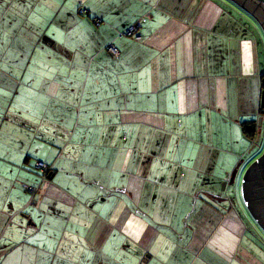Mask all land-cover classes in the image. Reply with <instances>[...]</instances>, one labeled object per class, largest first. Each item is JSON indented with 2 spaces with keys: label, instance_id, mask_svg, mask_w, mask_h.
I'll return each mask as SVG.
<instances>
[{
  "label": "crops",
  "instance_id": "1",
  "mask_svg": "<svg viewBox=\"0 0 264 264\" xmlns=\"http://www.w3.org/2000/svg\"><path fill=\"white\" fill-rule=\"evenodd\" d=\"M27 1L6 9L28 21ZM41 12L42 26L9 24L5 48L29 51L42 35L41 91L28 69L36 46L23 68L3 55L0 28V145L4 125L17 141L18 97L46 98L36 110L61 130L16 142L32 156H0V264H264L232 205L246 130L264 120L258 23L231 0H47ZM134 23L137 37L119 36ZM28 71L33 86L12 91Z\"/></svg>",
  "mask_w": 264,
  "mask_h": 264
},
{
  "label": "rangeland",
  "instance_id": "2",
  "mask_svg": "<svg viewBox=\"0 0 264 264\" xmlns=\"http://www.w3.org/2000/svg\"><path fill=\"white\" fill-rule=\"evenodd\" d=\"M19 1L21 0H16V1L14 0V3H13V0H3L2 2V6H1L2 9L0 10V28L3 31L2 33L3 41L6 43L3 47L2 52H3V55L6 57H11V58L15 57L21 60V62H23L22 67L24 68L27 65V62L29 61L28 59L31 57L33 53L32 47L36 46L37 50L35 54L33 55L34 60L30 62L28 69L31 70L32 72L31 75L33 76L35 75L36 77H38L37 81L35 83L30 81V77H28L29 75H27L28 73L30 74V71H28L24 77L19 75L18 78L12 82V85H13L12 91H15L16 89H19L20 91H22L23 89H29L32 83L34 85V86L32 85L34 89L41 91L42 89H44V84H45L41 77L44 72L45 73L48 72L47 70L48 64L43 58L44 54L42 53L43 52L42 48L46 47L45 42L42 40V35L36 34L35 40H34L35 45L29 46V51H27L25 48L16 49L14 46H13V50H9V51H5V48L9 45V40H10L9 38H10V35H12L9 29H7V27H9V24H12V27H20L22 23L26 25H31L30 23H33L35 26H42V24H44V18H43V14L41 10H43V6L46 5L47 0H28L27 1V10L34 11L33 17L32 18L30 17L28 21H26L25 19L26 18L25 11H23V13L21 12L15 13L14 10L6 9L8 5H12L14 9L18 8L19 6L18 4H20ZM23 32L24 33L17 35V44L19 47L22 42L26 41L25 40L26 32L25 31ZM29 36H30V33H29ZM24 46L26 45L24 44ZM12 51H13V55H12ZM22 56L24 58H21ZM14 93L15 92L11 93V95H13ZM18 98H19L18 103H17L18 109H15V112H16L15 116L17 117V121L19 122V127H14L12 129L14 133L13 138L15 140L27 141L26 139L31 138L33 133H37L38 135L42 134L41 135L42 137H39V139L50 138L52 135L54 136V133L56 134V136L59 135V132L61 130L60 128L61 123L58 121L57 115L54 114V112H49V113H46L45 115L43 114V112H39L40 114H38V111L36 110L39 104L41 105L47 104L46 98H44L42 95L32 97L33 100H31L30 97L29 98L18 97ZM11 99H12L11 96H9L7 100L5 99L2 102V105L8 106L10 104ZM41 116L42 118H39ZM36 124L38 125L40 124L39 128L36 127L37 126ZM263 124H264V120H263ZM6 128L7 127L4 125V129L2 133V137L4 138L3 140L4 145L2 146L0 145L1 146L0 156L4 155V157L7 158V160H10V157H8V155L13 157L17 154L20 155L23 152H24L23 153L24 155L25 154H30V156L34 155V154H31V151H32L31 146H29L28 144H16L17 141H14L13 143H11L9 140L6 141L5 139L12 138L11 129H6ZM257 129H258L257 133H261V136L257 142L253 141V143L250 145L249 149L252 148L253 146L254 147L251 149L250 153H246V157L244 160L245 162H243L245 166L248 165L249 161L251 162L264 148V129L262 127L261 128L257 127ZM34 169L36 168L34 167ZM227 193L230 194L229 188L227 190ZM4 196L5 194H1L0 202L6 201V197ZM233 200H234L232 201L233 208L240 216L247 230L246 235H245V240L246 239L248 240L249 238H251L250 236L255 235L258 241L257 243L258 248H260L261 250H264V231L256 224V222L253 220V218L249 214L247 208L245 207L241 199L239 188H237L236 194L234 195ZM249 243H252V242L249 241Z\"/></svg>",
  "mask_w": 264,
  "mask_h": 264
},
{
  "label": "water",
  "instance_id": "3",
  "mask_svg": "<svg viewBox=\"0 0 264 264\" xmlns=\"http://www.w3.org/2000/svg\"><path fill=\"white\" fill-rule=\"evenodd\" d=\"M235 4H237L240 8H242L245 12H247L260 26L261 30L264 33V0H231ZM264 104V93H261L260 105ZM264 114V109L262 110ZM257 127H262V117H259L257 120ZM260 137L259 133L255 134L254 141H258ZM253 148V147H252ZM251 148V149H252ZM257 172H261L263 175V181H259V190L260 193L264 194V148L261 153L256 156L243 171L240 183V192L242 199L244 200L245 207L247 208L249 214L253 215V208L248 202V198L252 196V194L256 193L252 188L253 178ZM254 216V215H253ZM260 224L264 226V221L260 220Z\"/></svg>",
  "mask_w": 264,
  "mask_h": 264
},
{
  "label": "built area",
  "instance_id": "4",
  "mask_svg": "<svg viewBox=\"0 0 264 264\" xmlns=\"http://www.w3.org/2000/svg\"><path fill=\"white\" fill-rule=\"evenodd\" d=\"M77 11H78V13L80 15H84V16L87 15V9L84 8V7H79ZM92 22H93V24L95 26H99L101 24V19L99 17H92ZM137 26H138V23H134V24L128 26L127 28H125L123 31H121L119 33V36H123V35L130 36V35H133V33L136 30ZM133 36L137 37L136 35H133ZM103 53L110 54L113 57H118V51L113 46L112 43H108L103 48ZM33 166L36 169H38V170H40L42 172L41 175H40L41 179H46L47 178L46 171H47L48 167H47V165L45 163L41 162L40 160H34ZM26 190L28 191L29 197L31 198L33 193H34V191H35V188L34 187H30V186H26Z\"/></svg>",
  "mask_w": 264,
  "mask_h": 264
},
{
  "label": "flooded vegetation",
  "instance_id": "5",
  "mask_svg": "<svg viewBox=\"0 0 264 264\" xmlns=\"http://www.w3.org/2000/svg\"><path fill=\"white\" fill-rule=\"evenodd\" d=\"M259 181H263V175L261 172L260 173L257 172L253 178L254 183L252 185V188L255 190L254 192H256V193L252 194V196L250 198H248V202H250V204L253 208V212H254V214H253L254 216L251 214V217L256 222V224L264 231V226H262V224H260V220L264 221V194L260 193ZM240 196H241V192H240ZM241 199H242V196H241ZM242 201L244 203L243 199H242Z\"/></svg>",
  "mask_w": 264,
  "mask_h": 264
},
{
  "label": "trees",
  "instance_id": "6",
  "mask_svg": "<svg viewBox=\"0 0 264 264\" xmlns=\"http://www.w3.org/2000/svg\"><path fill=\"white\" fill-rule=\"evenodd\" d=\"M264 93V76L261 78V93ZM264 109V104L262 105V106H260V113H262V110ZM256 121L257 120H253V121H251V124H250V126H251V128H250V130H246V134L252 139V140H254V138H255V123H256ZM247 127V126H246Z\"/></svg>",
  "mask_w": 264,
  "mask_h": 264
}]
</instances>
